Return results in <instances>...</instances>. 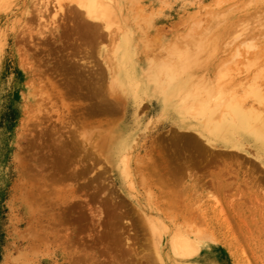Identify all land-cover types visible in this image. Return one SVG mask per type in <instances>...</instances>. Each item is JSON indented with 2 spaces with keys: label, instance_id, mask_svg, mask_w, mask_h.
<instances>
[{
  "label": "rangeland",
  "instance_id": "obj_1",
  "mask_svg": "<svg viewBox=\"0 0 264 264\" xmlns=\"http://www.w3.org/2000/svg\"><path fill=\"white\" fill-rule=\"evenodd\" d=\"M98 7L0 0V264H264V0Z\"/></svg>",
  "mask_w": 264,
  "mask_h": 264
},
{
  "label": "bare ground",
  "instance_id": "obj_2",
  "mask_svg": "<svg viewBox=\"0 0 264 264\" xmlns=\"http://www.w3.org/2000/svg\"><path fill=\"white\" fill-rule=\"evenodd\" d=\"M98 3H99V0H80V4L82 5V7H84L85 10L91 16L95 13L98 14V12L101 11V10H99L100 7H98ZM120 60L123 62L124 56H123V58H120ZM172 92H173V90H172ZM236 119L241 120L242 115L239 112H237V110H233V113L229 117H225L223 120H221V123L219 125L217 124V125H214L211 127L209 125H207L206 127L205 126L202 127L203 128L202 134L204 136H206L208 142L211 145L227 146L228 144H230L232 142L235 143L236 142L235 139H230L228 137L230 135L227 133V128L230 127V125H232V123H234L236 121ZM180 124L183 127H192V125H193V123H189L188 121H185L183 119L182 120L180 119ZM194 126H195V124L193 125V128H194ZM199 126L201 127V125H199ZM74 140H75V138H74ZM257 141H258V143H260V147H259L260 151H262L264 153V131H262V135L257 136ZM154 230L156 232L161 231L160 227L159 228L155 227ZM193 244H195V243H193ZM193 244L188 239L181 238L180 236H178L173 242V245H174L173 247L177 253V256H178V254H180V255H182V257L183 256H185V257L191 256L192 257L193 255L197 254V253H195V249H197L196 244L195 245H193ZM193 246L196 248L194 249ZM173 247H172V251L175 252L173 250ZM193 252H194V254H193Z\"/></svg>",
  "mask_w": 264,
  "mask_h": 264
},
{
  "label": "crops",
  "instance_id": "obj_3",
  "mask_svg": "<svg viewBox=\"0 0 264 264\" xmlns=\"http://www.w3.org/2000/svg\"><path fill=\"white\" fill-rule=\"evenodd\" d=\"M187 129H189L188 127H186ZM191 130V129H190Z\"/></svg>",
  "mask_w": 264,
  "mask_h": 264
}]
</instances>
